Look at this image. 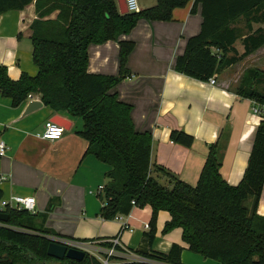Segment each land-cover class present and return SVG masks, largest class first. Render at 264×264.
Listing matches in <instances>:
<instances>
[{"label":"trees","instance_id":"trees-1","mask_svg":"<svg viewBox=\"0 0 264 264\" xmlns=\"http://www.w3.org/2000/svg\"><path fill=\"white\" fill-rule=\"evenodd\" d=\"M190 1L156 0L151 8L120 14L116 0H0V15L34 3L36 18L30 26V42L37 69L35 76L22 73L13 81L0 65V95L15 108L28 95L36 94L53 112L81 120L82 130L76 134L87 142L86 154L109 167L102 192L103 220L149 206L150 230L144 234L149 245L155 236L157 214L165 211L170 220L162 234L180 229L189 251L219 264H264V217L256 213L264 185V117L254 131L247 167L238 185H228L220 175L219 139L209 145L197 184L190 186L166 169L151 165V135L135 131L131 106L112 92L130 76L126 61L134 44L119 43L118 75L87 71L90 44L127 34L139 19L170 22L173 10ZM198 5L200 32L187 39L183 54L175 61L177 73L208 82L264 46V0H194L191 12ZM253 25L260 27L254 30ZM243 32L244 52L238 55L233 44ZM234 91L264 106V72L247 69ZM170 140L186 148L194 141L179 130L171 131ZM5 214L8 221L0 225V264H101L87 253L80 262L48 257L46 249L52 241L46 232L28 224L30 213L7 210ZM183 249L173 244L167 253L150 250L146 257L159 264H180ZM110 262L122 264L115 258Z\"/></svg>","mask_w":264,"mask_h":264},{"label":"crops","instance_id":"crops-1","mask_svg":"<svg viewBox=\"0 0 264 264\" xmlns=\"http://www.w3.org/2000/svg\"><path fill=\"white\" fill-rule=\"evenodd\" d=\"M136 2L139 11L156 4V0ZM193 4L191 0L184 8L174 9L170 22L139 19L127 34H119L102 44H90L87 71L118 75L119 43L132 42L134 48L126 61L130 76L112 92L119 101L131 106L135 131L151 135V165L195 186L209 145L220 139V175L228 185L236 186L247 167L254 131L261 117L252 111L259 105L238 96L234 88L247 69L264 72V46L219 73L214 77L215 85L177 73L176 59L183 54L187 39L197 35L201 28V8L198 5L191 12ZM54 17L53 14L50 18ZM35 18L33 2L20 11L0 15V65L6 67L13 81L22 73L31 77L37 73L30 42V26ZM259 27L253 25L254 30ZM245 37L243 32L233 44L238 55L244 52ZM32 96V101H40L38 95ZM30 101L26 99L14 108L9 99L0 95V141L6 145V153L0 156V201L13 196L34 197L35 213L30 214L28 224L46 232L50 240L83 243L99 250V254L92 255L98 261L105 250L102 245L111 239L138 253L144 234L150 230L151 208L136 207L120 220H103L100 217L103 190L98 188L106 184L109 167L86 154L87 142L76 134L82 130L81 120L55 113L43 103L36 111L24 115ZM55 116L70 123V129L60 140H45L41 136L44 124ZM173 130L191 136L192 146L173 143L170 140ZM159 181L166 184L162 178ZM256 213L264 217V185ZM169 220L167 212H158L150 250L167 253L173 244L186 249L180 229L162 234Z\"/></svg>","mask_w":264,"mask_h":264},{"label":"built area","instance_id":"built-area-1","mask_svg":"<svg viewBox=\"0 0 264 264\" xmlns=\"http://www.w3.org/2000/svg\"><path fill=\"white\" fill-rule=\"evenodd\" d=\"M126 8L129 13H137L139 11L136 0H125ZM208 83L210 85H215L216 81L214 78H211ZM28 101L33 100L32 95L27 96ZM253 113L264 117V106H257L252 109ZM65 129L53 123L52 121H47L44 124V131L42 133V138L48 141H57L60 140ZM6 153V145L3 141H0V156H4ZM103 190V187H99L98 191ZM7 210H23L30 214L35 213V199L32 196L23 197V196H13L6 200L0 201V213L5 214ZM121 216H117L115 220H120ZM57 242V241H56ZM60 242V243H59ZM58 244L66 246L68 249H76L83 251L87 254L95 255L99 250L93 249L91 246L78 242H69V241H59ZM109 246L103 251V257L100 261L101 264H110V260L120 259L122 264H159L144 255L139 253H134L127 248L122 247L117 239H111L106 241ZM96 251V252H94ZM99 254V253H98ZM96 256V255H95Z\"/></svg>","mask_w":264,"mask_h":264},{"label":"water","instance_id":"water-1","mask_svg":"<svg viewBox=\"0 0 264 264\" xmlns=\"http://www.w3.org/2000/svg\"><path fill=\"white\" fill-rule=\"evenodd\" d=\"M118 10L120 14L128 13L125 0H116ZM42 106V102L40 101H30L25 108L24 115H28ZM52 122L62 126L65 131L70 129V123L66 120L60 118L59 116H55L52 119ZM8 215L0 213V222L7 223ZM137 252L141 255L147 256L150 254L149 242L147 239H143L137 249ZM46 254L48 257L53 258L58 261H62L63 259H68L76 262H80L85 257V252L76 250V249H68L66 246L58 244L56 242H50L46 249ZM180 264H219L218 262L212 259H204L203 256L199 254H195L188 249H183L180 254Z\"/></svg>","mask_w":264,"mask_h":264},{"label":"rangeland","instance_id":"rangeland-1","mask_svg":"<svg viewBox=\"0 0 264 264\" xmlns=\"http://www.w3.org/2000/svg\"><path fill=\"white\" fill-rule=\"evenodd\" d=\"M51 240H54L53 242H55L56 241V239H51ZM90 255V254H89ZM90 256H92V255H90Z\"/></svg>","mask_w":264,"mask_h":264}]
</instances>
